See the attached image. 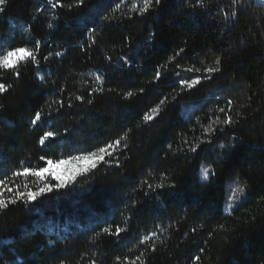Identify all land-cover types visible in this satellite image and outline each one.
Listing matches in <instances>:
<instances>
[{
	"label": "trees",
	"instance_id": "1",
	"mask_svg": "<svg viewBox=\"0 0 264 264\" xmlns=\"http://www.w3.org/2000/svg\"><path fill=\"white\" fill-rule=\"evenodd\" d=\"M76 5L0 13V58L33 53L0 66V264H264V3ZM109 144L59 193L18 199L55 183L24 168Z\"/></svg>",
	"mask_w": 264,
	"mask_h": 264
},
{
	"label": "snow or ice",
	"instance_id": "2",
	"mask_svg": "<svg viewBox=\"0 0 264 264\" xmlns=\"http://www.w3.org/2000/svg\"><path fill=\"white\" fill-rule=\"evenodd\" d=\"M59 3V0H57ZM163 0H145L144 8L142 9L143 12H147L151 6L152 3H154L157 7H159L162 4ZM7 3V0H0V13L4 11V5ZM84 0H77L76 6L83 5ZM56 5H53L55 7ZM71 7V6H70ZM33 56V53L28 51L24 47L16 48L12 51L7 52V55L0 58V65H2L4 68L8 69H15L17 65L26 60L27 58H30ZM46 59V57H45ZM219 63V61H217ZM217 69H207L206 71L211 74ZM17 75H19V72H17ZM157 79L160 77V73L157 72ZM99 79V77H97ZM201 79L197 78L192 80L191 83H189L188 79H184L180 81L181 84L186 85L188 90H191L196 85L201 84ZM7 89L5 87L4 83H0V93L6 92ZM143 91V90H141ZM82 99V98H78ZM89 103H91V100H89ZM231 103V102H229ZM223 111V109H221ZM40 113H35V119L32 121V124H36L38 120H40ZM154 117L152 116H145V120H153ZM231 121H226V123H230ZM52 132H45L44 137H52ZM41 145L45 144V140L41 139L40 141ZM119 142H117L118 144ZM113 145L109 144L106 147H101L98 152H90L87 155H78L73 156L70 159H61L56 162H53V160L49 159L47 160V167H41L39 170L30 169V168H24L23 174L27 175L30 171L34 172V174L37 177H44L45 174L50 175L55 183H49L45 184L43 187H40L37 191H27V192H19L17 193L18 199L24 200L25 197L28 202H35L37 200V197L43 196L45 193H51L54 190L59 193V190L65 189L68 187V185L74 181H76V178L78 175L84 172H88L89 169H95L98 165V163L103 162L105 160L106 156L111 155V153L108 151V149L112 148ZM223 147V145H221ZM195 151V149H193ZM43 159V157L41 158ZM207 173H205V178H207ZM0 187H3V181L0 180ZM151 188V186H149ZM166 187L164 184H157L156 188L160 189L161 191L155 192L156 197H160L163 195V189ZM167 187H174V185H167ZM9 191H12V189H8ZM2 195V193H0ZM15 203V201H13ZM6 207L5 202L3 199H0V208ZM107 231V230H105ZM120 229H117V235L120 233ZM145 241L148 239V237L144 238ZM61 264L63 262L61 261Z\"/></svg>",
	"mask_w": 264,
	"mask_h": 264
},
{
	"label": "rangeland",
	"instance_id": "3",
	"mask_svg": "<svg viewBox=\"0 0 264 264\" xmlns=\"http://www.w3.org/2000/svg\"><path fill=\"white\" fill-rule=\"evenodd\" d=\"M258 1H260V2H264V0H258ZM0 66H2V65H0ZM90 170V169H89ZM85 173V172H84ZM84 173H81V174H84ZM80 174V175H81ZM48 176H50V175H48ZM79 176V175H78ZM51 177V176H50ZM231 199H230V204L232 205V204H234L237 200H236V198L234 197V195L236 194V192H238L239 191V187L237 186V184L235 183V184H233L232 186H231Z\"/></svg>",
	"mask_w": 264,
	"mask_h": 264
}]
</instances>
